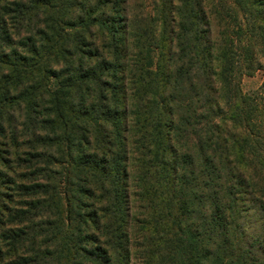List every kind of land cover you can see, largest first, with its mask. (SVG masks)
I'll use <instances>...</instances> for the list:
<instances>
[{"label":"trees","instance_id":"16d2710c","mask_svg":"<svg viewBox=\"0 0 264 264\" xmlns=\"http://www.w3.org/2000/svg\"><path fill=\"white\" fill-rule=\"evenodd\" d=\"M153 5L0 0V264H264V0Z\"/></svg>","mask_w":264,"mask_h":264},{"label":"rangeland","instance_id":"374dc122","mask_svg":"<svg viewBox=\"0 0 264 264\" xmlns=\"http://www.w3.org/2000/svg\"><path fill=\"white\" fill-rule=\"evenodd\" d=\"M149 9L152 8L154 0H147ZM264 71L258 70L253 75H243L241 79V88L246 93L255 92L260 104H264Z\"/></svg>","mask_w":264,"mask_h":264}]
</instances>
